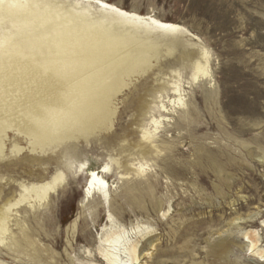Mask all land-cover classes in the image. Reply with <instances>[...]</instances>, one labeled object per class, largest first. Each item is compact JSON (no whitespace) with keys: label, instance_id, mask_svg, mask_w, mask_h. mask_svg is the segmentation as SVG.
<instances>
[{"label":"rangeland","instance_id":"obj_1","mask_svg":"<svg viewBox=\"0 0 264 264\" xmlns=\"http://www.w3.org/2000/svg\"><path fill=\"white\" fill-rule=\"evenodd\" d=\"M101 1L141 18L108 21L109 11L93 0H55L40 9L26 8L24 0L0 5V40L23 43L26 52L36 50H26L30 44L63 37L66 28L100 24L118 27L96 35L119 34L135 61L99 70L121 76L107 126L35 150L22 134L7 131L0 154V264H105L97 248L109 216L132 239L144 235L140 263L264 264V0ZM142 16L181 28L159 31ZM196 61L207 75L194 80ZM173 81L182 107L170 104L172 95L164 98L174 111L162 113L156 130L153 108ZM14 103L46 107L33 92L16 94ZM12 143L22 149L12 150ZM104 165L108 198H86L88 170ZM56 173L63 178L44 203L5 210L21 184Z\"/></svg>","mask_w":264,"mask_h":264},{"label":"bare ground","instance_id":"obj_2","mask_svg":"<svg viewBox=\"0 0 264 264\" xmlns=\"http://www.w3.org/2000/svg\"><path fill=\"white\" fill-rule=\"evenodd\" d=\"M19 1L21 0H0L2 2L0 5L20 6ZM93 1L100 8L109 11L110 16H106L108 21L126 23L127 20L141 18L114 4L101 0ZM54 3L55 0H24L26 8L35 9L45 5L53 6ZM143 19L148 26L159 31H176L181 28L175 23L160 21L152 16H144ZM103 30L115 31L118 27L109 29L107 26L97 24L92 29L83 28L77 31L66 28L63 32L66 35L60 36L54 42L43 43L41 47L28 45L26 50L33 47L36 49L34 52H26L23 43L19 45L14 39L0 40V154L4 151V139L8 130L22 134L30 145V150H35L42 149L45 144L55 139L85 137L95 127L107 126L106 116L110 113L111 96L119 88L117 86L120 84L121 76H104L99 70L101 67L110 68L112 64L121 65L119 67L121 70L132 66L135 61L128 50V45L124 44L123 37H118L119 34L116 37L112 34L103 35ZM99 31H102L100 32L102 35H96ZM20 51L23 52V56H19ZM119 52L124 56L120 57ZM198 73L207 75L200 61L195 62L192 78ZM21 92L39 93L46 107H15V95ZM180 94V84L173 81L159 96V105L153 108L151 118V124L156 130L162 123L160 121L164 119H161L162 113L166 115L173 113L171 101L176 100L179 107L182 105ZM170 95L173 98L169 100ZM164 98L169 100L172 106L167 108L168 105L165 106L163 102L166 101ZM187 112L184 116L189 124ZM167 119L169 118H165ZM142 137L149 140L153 135L151 131L144 129ZM11 148L16 152L22 149L17 143H12ZM108 169L109 166L104 165L99 171L88 170L83 190L86 198L92 194H98L104 201L108 198L109 186L100 174ZM62 178V174L56 173L41 183L21 184V192L5 203V210L10 211L25 202L30 205H41ZM109 219V227L103 229L98 240L97 251L102 261L105 264H145L140 263L139 259L143 249L137 250L138 243L144 235L142 238L132 239L128 235V229L125 230L115 223L111 216ZM3 222L4 217L0 216V230H4ZM148 244L151 245L149 242ZM151 254L146 251L144 257L149 258Z\"/></svg>","mask_w":264,"mask_h":264}]
</instances>
